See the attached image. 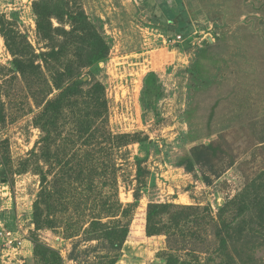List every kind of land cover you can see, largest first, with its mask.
<instances>
[{
  "label": "rangeland",
  "instance_id": "obj_1",
  "mask_svg": "<svg viewBox=\"0 0 264 264\" xmlns=\"http://www.w3.org/2000/svg\"><path fill=\"white\" fill-rule=\"evenodd\" d=\"M33 1L0 0V17L37 51L44 44ZM76 1L108 49L82 73L89 70L105 89L107 131L132 139L109 153L102 145L99 175L90 190L52 191L42 205L51 227L37 230L33 205L40 179L33 171L38 165L47 170L38 144L40 108L10 72L12 57L0 35V99L6 116L0 124V155L14 170L30 159L25 173L5 180L0 173V264H35V239L56 249L64 264H96L98 255L111 251L84 241L83 230L116 202L132 204L133 195L139 205L131 218V238L115 264H165L164 237L144 234L146 205L198 206L217 215L238 195L264 191V0ZM57 171L49 174V182ZM234 213H226V220ZM97 246L96 253L86 252ZM253 254L264 264V248Z\"/></svg>",
  "mask_w": 264,
  "mask_h": 264
},
{
  "label": "trees",
  "instance_id": "obj_2",
  "mask_svg": "<svg viewBox=\"0 0 264 264\" xmlns=\"http://www.w3.org/2000/svg\"><path fill=\"white\" fill-rule=\"evenodd\" d=\"M32 9L44 48L36 51L4 17H0V35L12 57L10 72L22 80L29 97L40 108L36 122L42 137L38 144L47 170L40 165L32 169L40 179V192L33 205L34 224L39 230L51 227L52 223L43 218L42 205L52 191H68L69 187L90 190L94 177L99 175L96 161L104 150L102 145H108V153L120 150L129 145L132 135L107 131L105 89L89 70L82 73L101 61L108 49L77 1L34 0ZM53 20L59 25L66 23L69 29L54 27ZM160 21L166 23L162 17ZM5 120L0 99V124ZM0 161L2 180L8 174L27 172L30 165V159H25L14 170L7 156L0 155ZM54 168L58 171L49 182ZM245 193L225 203L217 215L204 207L149 203L143 216L144 234L147 238L164 237L166 248L161 258L165 264H262L253 252L264 248V191L253 195L247 192L250 197ZM138 201L133 195V203L125 207L116 202L104 217L88 222L83 240L96 241L111 251L109 255H98L96 264L116 263V254L131 238V218ZM229 212L235 213L227 221L225 215ZM117 217L129 220L123 223ZM31 243L35 264H64L56 249L38 239ZM98 248L86 252L96 253Z\"/></svg>",
  "mask_w": 264,
  "mask_h": 264
}]
</instances>
